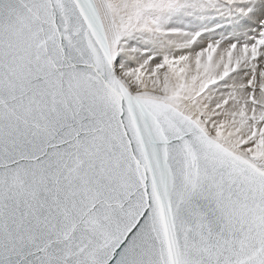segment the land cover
<instances>
[{
	"label": "snow or ice",
	"instance_id": "obj_1",
	"mask_svg": "<svg viewBox=\"0 0 264 264\" xmlns=\"http://www.w3.org/2000/svg\"><path fill=\"white\" fill-rule=\"evenodd\" d=\"M0 264H264V0H0Z\"/></svg>",
	"mask_w": 264,
	"mask_h": 264
}]
</instances>
